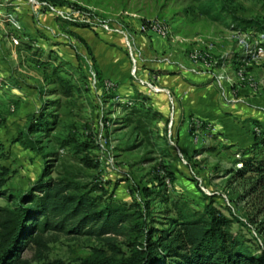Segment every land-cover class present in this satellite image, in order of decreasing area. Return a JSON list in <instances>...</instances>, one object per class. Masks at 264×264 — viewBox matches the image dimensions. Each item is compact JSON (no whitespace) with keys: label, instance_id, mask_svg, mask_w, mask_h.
<instances>
[{"label":"rangeland","instance_id":"obj_1","mask_svg":"<svg viewBox=\"0 0 264 264\" xmlns=\"http://www.w3.org/2000/svg\"><path fill=\"white\" fill-rule=\"evenodd\" d=\"M6 3L9 5L0 7V167L8 170L5 189L27 191L44 169L52 178L69 172L99 204L114 201L131 205L137 200L144 207L147 201L148 208H143L145 219L158 228L169 227V218L174 215L164 193L187 200L195 209L211 200L226 215L231 211L241 220L246 219L250 226L234 221L232 231L243 234L256 252L264 251V232H257L264 218V191L252 188L248 176H234L241 167L237 163L242 149L251 144L253 131H258L246 119L255 118L264 126V37H258L264 32V0H234L233 15L227 13L223 20L199 14L192 0ZM50 6L67 11L69 18H62ZM10 12L15 14L19 29L6 20ZM102 22L120 24L132 33L135 66L140 64L141 68L147 67L139 62L146 56L134 34L153 32L154 24L165 27L164 38L176 53H183L187 62L203 65L192 69L204 72L206 83L211 84L197 88L204 103L195 110L177 109L176 103L171 108L169 103V115L161 113L150 122L145 136L135 126L136 116L121 101H130L126 105L135 108L150 106L156 110L160 103L132 101L133 96L122 92L125 87L119 88L109 78H103L102 86L98 85L91 74L90 55L98 67L127 63L130 83L141 86L140 93L146 97L161 92H153L139 79L154 81L161 87L153 77L158 74L152 69L151 75L145 77L133 70L122 35L104 31L99 26ZM231 22L256 24L257 28L247 30L249 49L239 46L237 30L229 26ZM142 26L145 30H141ZM11 36L17 44H13ZM76 36L87 44L90 54ZM76 52L83 61L77 62ZM150 58L164 61V54ZM177 58L178 55L172 60ZM38 114L48 119L47 130L28 131L27 125L35 122ZM199 121H204L205 126H198ZM27 139L36 149L20 143ZM68 140L86 143L87 148L78 153L65 146ZM254 153L264 156V149L257 148ZM84 155L88 163L81 160ZM195 176L210 195L200 190ZM144 188L150 190L149 198ZM7 203L0 197V205ZM45 237L47 244L42 254L32 244L22 256L33 263L54 259L78 262L91 256L95 247H107L89 234L47 231ZM123 241V237H116L117 245H123Z\"/></svg>","mask_w":264,"mask_h":264},{"label":"trees","instance_id":"obj_2","mask_svg":"<svg viewBox=\"0 0 264 264\" xmlns=\"http://www.w3.org/2000/svg\"><path fill=\"white\" fill-rule=\"evenodd\" d=\"M192 1L196 3L198 13L209 19L223 20L227 13L233 15L234 0ZM8 5L0 1V7ZM229 26L239 31L257 28L254 22L246 25L231 22ZM76 37L90 54V48L83 39ZM74 56L78 63L83 61L77 52ZM90 56L95 82L102 86V73ZM145 99L146 96L138 91L131 98L135 102H144ZM123 106L136 116L135 126L145 136L149 133L150 122L161 117V113L150 106ZM35 120L27 125L28 131L47 130L49 121L46 117L38 114ZM246 120L252 122L258 131H253L251 144L242 149L239 161L242 165L235 170L234 176H248L252 188L264 191V156L254 153L257 148L264 149V126L255 118ZM198 126H205L204 121H199ZM20 143L25 148L36 149L31 140H20ZM65 146L78 153L87 148L86 143L70 140L65 142ZM81 160L88 163L86 155ZM97 165L95 162L94 166ZM7 172L6 168L0 167V197L8 201L0 205V264H264V251L256 252L243 234L232 231L234 221L246 224L234 212L230 211L229 215L223 213L211 200L201 209H195L187 200L171 198L164 193L174 215L169 218V227L158 228L145 219L143 208H148L147 201L144 207L137 200H133L131 205L114 201L99 204L89 196L85 185L75 181L69 172L52 178L44 169L23 193L4 188ZM100 187L103 191L104 187ZM144 192L149 198L150 190L144 188ZM47 231L89 234L102 240L107 247H95L91 256L78 262L54 259L33 263L23 257V250L32 244L36 246V252L43 253ZM257 232H264V218L259 222ZM118 236L123 237V245L116 244Z\"/></svg>","mask_w":264,"mask_h":264},{"label":"crops","instance_id":"obj_3","mask_svg":"<svg viewBox=\"0 0 264 264\" xmlns=\"http://www.w3.org/2000/svg\"><path fill=\"white\" fill-rule=\"evenodd\" d=\"M18 9L19 7H16V10ZM134 36L136 41L139 42L142 53L146 56V59L142 58L139 62L146 64L147 67L141 68L140 64L135 67L136 71H138L141 76H150L151 74L149 75V71H152L153 69L158 74L153 77L157 79V82L161 87L170 91L173 96V100H175L174 104L176 103L177 109L181 108L184 110H193L204 103L205 100L199 97L200 93L197 91V88L200 89L202 86L209 87L211 84L208 85L206 83L207 75L204 72H198L192 69L193 67L201 69L203 66L201 62H187V60H184L182 56L183 53H176L177 51L174 47H172L170 41L154 31L146 33L137 32ZM160 53L164 54V61L153 60L150 58L154 55H159ZM176 55L179 56V58H177L178 62L172 60ZM168 58L172 61H168ZM127 66V63L121 61L119 64L118 62L108 64L107 67L105 64H99V69L102 72L103 78L113 80L117 83L119 88L125 87L122 92H126L125 94L134 96V94L137 91L140 92L142 88L139 85H137V87L132 86V83L129 81L131 75L128 72L129 68ZM147 68H150V70H147ZM147 96L148 97L145 99L146 101L153 100L160 103L159 107L157 106V110L166 117L169 115V101L164 92L149 93ZM178 104L181 106L179 107Z\"/></svg>","mask_w":264,"mask_h":264},{"label":"built area","instance_id":"obj_4","mask_svg":"<svg viewBox=\"0 0 264 264\" xmlns=\"http://www.w3.org/2000/svg\"><path fill=\"white\" fill-rule=\"evenodd\" d=\"M6 2H9L10 0H5ZM30 1H34V0H30ZM50 8L52 10H54L56 13H58L62 18H69L68 17V14H67V11H64V10H60V9H54L52 6H50ZM7 21L11 22L12 25L16 28V29H19L20 28V25L18 23V20L16 19V16L13 12H10V13H7V17H6ZM99 26L104 30V31H108V32H113V33H116V34H119V35H122L123 37V40H124V43L125 45L127 46L128 48V51H129V55L134 63V66H133V70H135L136 66H135V63H136V59L133 57V52H132V45L130 42L133 38H132V35L131 33H129L122 25L120 24H115V25H112L110 23H107V22H102L99 24ZM152 29L157 32L158 34H160L161 36L163 37H166L167 36V30L165 29V27L159 25V24H154L152 25ZM141 30H145L144 26L141 27ZM235 33L237 34L236 38L238 39V44L239 46L243 49V50H247L249 49L250 47V41H248V38H247V34H248V31L247 30H242V31H235ZM258 37L260 39H262V37H264V32L263 33H258ZM11 41L13 42V44H17L18 41L15 37L11 36L10 37ZM250 51V50H249ZM248 56V55H246ZM193 57H196V53L193 55ZM91 74L92 76L94 77V73L91 71ZM139 82L141 84H144V85H147V87H149V89H151L153 92H165V94H167V97H168V100H169V103L171 105V108H173V105H174V101H173V96L170 94V91L168 89H165V88H161V87H157L156 84H154L153 82L154 81H148V80H141L139 79ZM123 104H129L130 101H125V100H122L121 101ZM176 146V145H175ZM176 148L178 149V147L176 146ZM178 152H179V155L182 157V154L181 152L179 151L178 149ZM183 158V157H182ZM185 163H187L184 159H182ZM237 164H241L240 162H238ZM196 180H198V186L200 188V190L208 195H210L211 193L209 192V190L207 188H205L203 185H202V180L195 176ZM242 221L246 224V225H249V223L246 222V219L242 218ZM250 226V225H249ZM255 234V233H254Z\"/></svg>","mask_w":264,"mask_h":264}]
</instances>
